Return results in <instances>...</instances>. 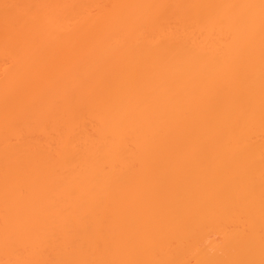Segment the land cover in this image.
<instances>
[{
  "label": "bare ground",
  "instance_id": "6f19581e",
  "mask_svg": "<svg viewBox=\"0 0 264 264\" xmlns=\"http://www.w3.org/2000/svg\"><path fill=\"white\" fill-rule=\"evenodd\" d=\"M0 264H264V0H0Z\"/></svg>",
  "mask_w": 264,
  "mask_h": 264
},
{
  "label": "snow or ice",
  "instance_id": "6c2138e0",
  "mask_svg": "<svg viewBox=\"0 0 264 264\" xmlns=\"http://www.w3.org/2000/svg\"><path fill=\"white\" fill-rule=\"evenodd\" d=\"M4 7L7 9L8 7H10L9 5H4Z\"/></svg>",
  "mask_w": 264,
  "mask_h": 264
}]
</instances>
